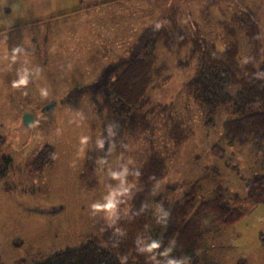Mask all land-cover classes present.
<instances>
[{
	"label": "rangeland",
	"instance_id": "rangeland-1",
	"mask_svg": "<svg viewBox=\"0 0 264 264\" xmlns=\"http://www.w3.org/2000/svg\"><path fill=\"white\" fill-rule=\"evenodd\" d=\"M149 1L165 11L159 25L166 14L178 8L184 22L220 51L234 40L225 24L233 27L234 14L246 13L256 24L260 61L264 62V0ZM84 2L0 0V158H12L6 176L0 178L3 264H33L54 252L78 248L97 235L102 221L114 219L116 188L110 184V175L122 153L101 140L111 123L99 117L87 89L120 55L127 59L132 53H110L99 45L94 49L85 20L89 7L76 10ZM236 38L243 61L249 53L248 39L240 32ZM186 52L183 50L181 57ZM157 54L160 62L168 64L171 79L149 89L148 96L154 102L174 103L179 118L194 127V134L168 158L166 178L156 182L146 198L150 212L164 227L169 210L182 196V183L208 177L202 182L196 206L219 193L228 200L236 195L245 197L247 181L264 174V158L249 145L225 135L224 123L233 118L227 106L218 108L213 123L202 122V110L195 103L188 115L183 87L195 75L197 63L179 66L176 55L161 44ZM21 79L26 83L21 84ZM237 90L234 85L229 92L233 96ZM52 102L56 104L48 109ZM92 139L98 148L94 171L88 173L89 180L98 181L94 189L85 187L80 178ZM46 145L53 148L52 162L39 171L32 162ZM140 149L133 147L134 158ZM109 203L112 207H107ZM202 221L206 236L200 257L204 260L264 264V203H256L228 227L216 226L210 215Z\"/></svg>",
	"mask_w": 264,
	"mask_h": 264
},
{
	"label": "trees",
	"instance_id": "trees-1",
	"mask_svg": "<svg viewBox=\"0 0 264 264\" xmlns=\"http://www.w3.org/2000/svg\"><path fill=\"white\" fill-rule=\"evenodd\" d=\"M232 22L233 27L227 23L225 27L234 40L220 51L184 22L180 9L175 8L165 15L163 24L145 31L129 58L110 65L104 76L88 87L99 117L111 123L101 140L122 153L110 175V184L116 188L114 219L102 221L97 235L80 247L54 252L33 264H216L200 257L206 236L202 219L210 215L216 226L228 227L256 203H264V174L247 181L245 197L236 195L228 200L219 193L198 206L195 199L208 177L182 183V196L174 202L162 227L158 216L147 207L146 198L153 185L166 178L168 158L194 134V127L179 118L174 103L154 102L148 90L171 79L168 64L159 61L158 44L176 55L179 66L187 67L195 61V75L183 87L187 114L195 103L202 110V122L213 123L218 108L227 106L233 118L224 123L225 135L249 145L264 158V62L260 61L258 30L246 13L234 14ZM238 32L245 34L249 44L243 61ZM183 50L187 52L181 57ZM234 85L238 90L232 96L229 90ZM92 140L80 178L85 187L94 189L98 181L89 180L88 173L94 171L98 148ZM134 146L141 148L135 158ZM52 154L53 148L46 145L32 165L43 170L52 162ZM11 165V157L1 156L0 178L6 176ZM216 186L222 192L219 182ZM152 243L159 247L148 251Z\"/></svg>",
	"mask_w": 264,
	"mask_h": 264
},
{
	"label": "crops",
	"instance_id": "crops-1",
	"mask_svg": "<svg viewBox=\"0 0 264 264\" xmlns=\"http://www.w3.org/2000/svg\"><path fill=\"white\" fill-rule=\"evenodd\" d=\"M87 7L89 13L85 20L89 22L87 31L92 45L95 50L98 45L105 46L110 53L131 52L149 27L159 25L165 13L149 0H86L76 10ZM95 11L102 16L98 17ZM121 59L120 55L117 61Z\"/></svg>",
	"mask_w": 264,
	"mask_h": 264
},
{
	"label": "clouds",
	"instance_id": "clouds-1",
	"mask_svg": "<svg viewBox=\"0 0 264 264\" xmlns=\"http://www.w3.org/2000/svg\"><path fill=\"white\" fill-rule=\"evenodd\" d=\"M20 83L21 84H24V83H26V80L25 79H21L20 80ZM94 208L95 207H97L96 205H94L93 206ZM107 207H112V204L111 203H109L108 205H107ZM157 247H159V245L157 244V243H152L149 247H148V251H151L152 249H155V248H157ZM169 264H176V262L175 261H169Z\"/></svg>",
	"mask_w": 264,
	"mask_h": 264
},
{
	"label": "water",
	"instance_id": "water-1",
	"mask_svg": "<svg viewBox=\"0 0 264 264\" xmlns=\"http://www.w3.org/2000/svg\"><path fill=\"white\" fill-rule=\"evenodd\" d=\"M55 104H56L55 102H52L51 104H49L47 106V108L49 109L50 107H53ZM25 119H26L27 122H30V120H31L30 115H26Z\"/></svg>",
	"mask_w": 264,
	"mask_h": 264
}]
</instances>
